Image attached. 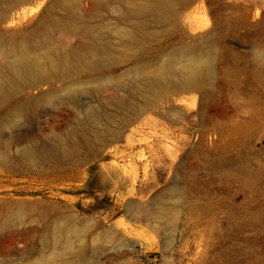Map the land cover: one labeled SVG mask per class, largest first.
<instances>
[{"label": "rangeland", "instance_id": "374dc122", "mask_svg": "<svg viewBox=\"0 0 264 264\" xmlns=\"http://www.w3.org/2000/svg\"><path fill=\"white\" fill-rule=\"evenodd\" d=\"M54 3H27L37 9L3 29L41 26L55 12ZM120 5L122 0H110L90 11L108 45L117 40L114 10ZM92 6L82 0L83 8ZM176 8V18L147 17L148 57L178 72L174 57L188 43L209 56L214 73L203 77L200 88L175 94L177 102L163 109L142 112L132 101L115 106L136 121L106 148L82 147L85 163L70 154L69 140L54 137L57 126L81 107L123 96L118 86L105 89L115 80L71 91L61 83L44 85L27 96L51 95L19 116L0 117V138L13 150L31 139L45 141L81 171L62 178L0 164V264H41L52 252L59 261L81 255L98 260L94 264H264V0H192L187 8L176 0ZM69 38L76 35L51 33L48 40ZM161 48L168 53L161 55ZM129 66L122 62L117 72ZM54 105L64 106L57 116ZM96 122L105 131L116 127L114 121ZM69 213L85 220L89 242L75 256L63 242L55 248L51 235V220Z\"/></svg>", "mask_w": 264, "mask_h": 264}, {"label": "bare ground", "instance_id": "6f19581e", "mask_svg": "<svg viewBox=\"0 0 264 264\" xmlns=\"http://www.w3.org/2000/svg\"><path fill=\"white\" fill-rule=\"evenodd\" d=\"M34 1L37 0H0V117L19 116L36 101L51 95L52 91L42 92L36 97L27 96L31 90H42L44 85L52 88L61 83L63 89L71 91L88 82L110 79L116 84L105 89L118 86L126 91L123 96H108L104 102L90 108L77 109L57 126L54 137L71 142L70 154L78 158V163L87 160L84 149L96 145L100 149L106 148L136 121V115L120 113L117 106L132 101L142 112L151 107L163 109L177 102L175 94L200 88L203 77L214 73V64L209 56L188 43L183 44L182 51L174 57L181 65L178 72L169 71L160 58L148 57L149 46L145 36L151 35V30L145 29L148 27L146 19L151 14L178 17L180 11L176 8V0H122V5L114 10L119 21L114 27L117 40L112 45L103 40L97 32L98 25L90 16V11L100 9L110 0H92L91 9L83 8L82 0H55V12H51L48 21L41 26L13 32L3 29L6 22L14 25L17 19L35 11L37 8L26 6ZM180 1L187 8L192 0ZM57 32L75 34L76 40L69 38L59 44L50 42V34ZM159 53L165 55L168 52L166 48H161ZM125 61L131 66L117 72V65ZM131 72L137 74L135 80L129 77ZM55 108L54 116H57L64 106ZM96 121H114L116 127L105 131L97 128ZM87 134H92L94 140ZM23 139L26 140V137ZM12 148V142L0 138V164L7 165L12 171L23 172L26 169L62 178H76L81 174L79 166H74L78 163H66V153L45 141L38 143L31 139L30 144H23L15 150ZM84 221L75 213L53 218L51 235L55 248L63 242L74 249L73 256L85 251L89 242L86 240ZM56 253L42 256L40 263L98 262L86 261L81 255L80 258L59 261Z\"/></svg>", "mask_w": 264, "mask_h": 264}]
</instances>
